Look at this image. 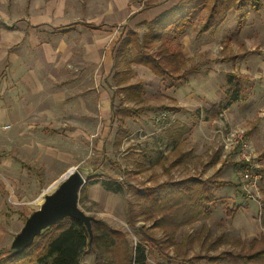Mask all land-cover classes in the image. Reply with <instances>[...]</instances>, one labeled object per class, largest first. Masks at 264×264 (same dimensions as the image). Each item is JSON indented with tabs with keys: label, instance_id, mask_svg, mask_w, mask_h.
I'll list each match as a JSON object with an SVG mask.
<instances>
[{
	"label": "rangeland",
	"instance_id": "rangeland-1",
	"mask_svg": "<svg viewBox=\"0 0 264 264\" xmlns=\"http://www.w3.org/2000/svg\"><path fill=\"white\" fill-rule=\"evenodd\" d=\"M83 1L0 0V20L15 23L12 30L0 28V48L15 47L13 51L29 63L28 88L32 83L37 87L45 83L51 92L58 85L67 83L72 88L70 91L75 92L71 98L50 96L45 99L44 105H40L47 106L45 109L32 111L30 108L24 124L3 123L8 127L0 132V249L11 244L26 217L40 205L47 192L52 191L51 185L57 183L71 166L77 167L88 182L87 193L79 200L80 207L124 229L129 234L131 246L136 245L140 238L137 227L152 231L158 238L164 235L158 234L155 219H146L139 204L133 208V218L136 219L133 226L127 220L130 217L128 200L131 195L125 189L123 192L108 191L102 184L105 178L125 183L132 180L137 185L154 184L168 177L163 171V160L181 148L188 155L185 164L172 170L174 178L192 173L218 178L216 175L219 174L229 182L223 190L235 189L241 195L244 193L236 181L241 166L238 165L239 144L231 138L230 132L238 127L245 129L247 143L255 127L264 123V0H256L257 5L250 3L243 9L230 8L226 20L208 31L201 32L207 17V11L202 7L191 14L190 20L181 29H168L166 40L182 49L187 58L186 84L157 78L137 67H133L130 74L120 77L108 75L104 78L107 74L105 70L99 75L83 60L84 47H70L71 44L85 43L95 33L96 23L86 22L89 15L82 6ZM99 1L102 2L93 0L95 9ZM131 1L145 2L143 16L123 22L119 30L133 27L141 37L145 32V18L152 19L179 2ZM153 4L156 5L150 6ZM244 11L245 17L242 16ZM74 21L79 22L68 31L60 27ZM57 44L60 45L57 48H66L70 56L68 59L64 53L58 56L57 50L52 51L50 45ZM17 47H28V50H18ZM222 54L229 58L223 60ZM6 55L0 49V77L8 75L10 64H5L8 61ZM57 56L60 59L54 63ZM195 64L200 67L199 70L191 68ZM232 72L244 76L246 97L234 102L228 109H219L217 116L207 118L213 105H224L220 100L230 87L226 81ZM120 79L123 84L141 80L144 84L141 96L135 98L124 91L118 92L115 84ZM58 80L61 81L54 82ZM102 89L108 96H115V104L122 102L144 107L141 113L133 114L126 120L128 134L118 145L115 143L118 123L111 126L110 119L102 113ZM31 92L29 95L34 93ZM30 100L33 99L27 101ZM43 111L53 114L48 117L42 114ZM182 125L190 127L191 132L178 138L174 130ZM224 140H228L230 145L226 146ZM248 147L249 152L251 147ZM211 158L225 161L224 167L217 170L215 164L206 162ZM255 158L259 164L258 172L260 169L264 173V149L257 150ZM98 161L101 165L96 167ZM126 168L129 173L124 171ZM58 171L60 175L55 176ZM226 202L229 203L228 200ZM205 226L206 223H195L182 228L178 237L180 239L184 232L195 233L196 247L202 250L204 247L200 243L206 233L200 236L198 233L205 230ZM236 239L231 237L226 240L237 243ZM153 248L147 264H161L159 260L165 259V255L160 248ZM247 248L244 246L238 250ZM92 259V253L86 254L83 264H92Z\"/></svg>",
	"mask_w": 264,
	"mask_h": 264
},
{
	"label": "trees",
	"instance_id": "trees-1",
	"mask_svg": "<svg viewBox=\"0 0 264 264\" xmlns=\"http://www.w3.org/2000/svg\"><path fill=\"white\" fill-rule=\"evenodd\" d=\"M255 1L179 0L172 8L147 21L142 37L138 31L129 29L119 44L118 53L125 60L131 54L130 60L149 66L159 77L187 81L184 71L186 58L180 48L172 46L166 40L168 29H181L190 20L191 14L202 7L206 9L207 17L201 26V32L208 31L226 20L230 8L243 9L250 3L257 5ZM245 15L246 11L242 16ZM223 57L228 58V55L224 54ZM243 77L236 72L228 74L227 82L230 87L226 91L224 108L246 97L247 88ZM136 85L139 86V83L131 86ZM129 109L121 106L115 113H126ZM243 164L245 162L241 159L238 165ZM226 182L209 177L202 179L196 175L146 186L105 178L102 181L104 188L115 192H123L125 189V192L131 195L128 200L130 217L127 220L133 226L136 222L133 218V208L135 204H139L143 208L142 213L146 214V219H155L154 226H157L164 236L158 238L152 231L147 232L144 227H137L140 238L136 245L131 246L129 234L124 229L115 227L102 218L94 215L90 235L83 221L67 216L37 234L34 242L21 254L7 252V247L0 249V264H80L83 256L88 253L93 254V264H147L148 256L154 251L153 246L166 254V247L175 244L176 231L181 225L193 223L199 217L208 215L206 205L215 199L214 185ZM86 183L81 188L80 200L87 193ZM158 213L163 216L158 218ZM226 253L228 264H264V235L259 243L252 241L246 250H228ZM222 255L224 252L211 256L210 259L218 260Z\"/></svg>",
	"mask_w": 264,
	"mask_h": 264
},
{
	"label": "crops",
	"instance_id": "crops-1",
	"mask_svg": "<svg viewBox=\"0 0 264 264\" xmlns=\"http://www.w3.org/2000/svg\"><path fill=\"white\" fill-rule=\"evenodd\" d=\"M82 4H83L82 6L85 7V12L89 15L86 19V22L96 23L95 33L91 34L90 37L86 39L85 43L71 44L70 47H74V48L84 47L83 60L87 62V64L91 65L92 69H95L96 72L99 73V75H101V72L105 70L107 74L104 78H106L108 75H110L111 77H115L116 75L119 77L121 75L122 76L128 75L133 70V67H137L138 69L142 70L144 73L145 72L150 73L157 78H162L157 76L149 66L130 60L131 54L128 55L127 58L128 61H127L122 57V55L118 53L120 42L127 35L129 29H134L133 27H127L124 30H119V25H121L123 22L129 19L131 20L132 17L136 18L138 16H143L145 2L141 4L140 2L131 1V0H102L101 3L99 1V4L96 6V9L93 0H87V1L84 0ZM155 5L156 4L150 6L153 7ZM94 9L96 15H94ZM152 19L150 18L144 19L145 29H146V22ZM78 22L79 21H74L71 22V24L61 25L60 27H65L63 31H68ZM90 25L92 24H89V26ZM0 28L12 30L13 28H15V23L11 24L6 21L0 20ZM27 30L28 27L26 28L25 33H27ZM167 33L165 37H167ZM57 46L60 45L59 44L50 45V47L53 48L52 51L57 50L58 56L64 53L65 54L64 57L68 59V57L70 56L67 55L68 53H66V48L64 46L57 48ZM14 48L15 47L0 48L2 52L5 51L7 54L6 59L8 61H6L5 64L6 65H8V63L10 64L8 75H3L2 77H0V127H2L3 123L24 124L30 113L29 111L30 108L33 109L32 111H38V109L39 110L45 109L47 106L40 107V105H44L45 99H49L50 96H52L53 98L54 97L57 98L61 96H66L67 98H71L75 94L74 91L73 92L70 91V89L72 88L67 86V83L64 85H58V87H56V89L52 90L51 92H49L45 83L44 84L42 83L39 87H37L34 83H32L30 85V88H28L27 85L29 79L28 73L30 70L28 71L27 69H29L28 67L29 63H27V61L24 58L19 57L20 55L18 54V52L13 51ZM17 49L22 51H27L28 47H17ZM37 49L40 50V46H37ZM50 52L51 50L49 51V53ZM223 55L224 54H222L223 60L229 58V57L224 58ZM58 56L55 60H53L54 63H58V60L60 59ZM183 56L184 58H186L184 52H183ZM185 62L186 64L184 65V71L187 70V58ZM194 66H196V68H193V70L200 69L198 65L195 64ZM205 70L208 71L210 69L205 68ZM101 79L102 77L99 80L101 81ZM59 81L61 80L54 82L58 83ZM187 81H183V82H185L186 84ZM137 83H139V86L137 85L131 86ZM180 83L182 84V81ZM115 85L116 88L118 89L117 90L118 92L124 91L126 95L135 98H139L144 90L143 89L144 84L142 85L141 80L131 81L130 83L123 84L120 79L119 81L116 82ZM30 90L34 92V93L31 92V94L33 93L32 95H29ZM101 93L103 96L102 113L106 114V117L110 119L111 126L118 123L116 136H115L116 139L115 143L117 145L121 144L124 137H126L128 134V129L126 127V120L130 118L133 114L141 113L144 110V107L141 106L138 107L135 105L129 106L128 104L122 102L115 104L114 95L108 96V93L103 89L101 90ZM30 98H32L34 101L33 100L27 101ZM224 98L225 96L220 100L222 101L223 104L225 102ZM40 100H42V102H40ZM59 105L60 104H58L57 107H59ZM121 106H125L130 109L126 111V113H124L123 111L120 113L119 112L115 113L117 108ZM230 106L224 108L220 104L213 105L207 113V118L211 119V117L217 116L219 109L221 108L228 109L230 108ZM42 114L44 115L46 114L48 115V117H50L53 114V112L43 111ZM26 124H28V122ZM4 130L5 129L2 130L0 129V132ZM174 131H175V135H177L178 138H182L187 133L191 132L190 127L186 125L177 127L176 130ZM221 134H222L221 136L224 137L223 132H221ZM247 143L248 146L250 145L251 153L254 157L257 156V150L264 149V123L259 124L255 127L253 135H251V139L247 141ZM224 144L226 146L230 145L228 140H224ZM237 147L239 149L238 145ZM176 150L177 151H174L173 156H169L163 160L164 161L163 171L166 175H168V177L164 178L161 181H157L154 184L152 183L146 184V186L163 184V182L165 181H172V182L178 181L180 179L192 177L196 175L202 177V179H207L209 177L218 181L221 180L227 181V179L220 177L219 174L216 175L218 176V178L217 177L214 178L209 175L201 176L200 174H194V173L183 177L174 178L171 175L172 170L177 168L178 166L185 164L186 161L185 159L188 155V152H186V150H182L181 148ZM241 159L242 158H240V161ZM206 162L207 163L209 162V164L210 163L215 164L217 166V170H221V168L224 167L225 164V161L220 162L219 160L212 158L209 161L206 160ZM95 164L96 167H99L101 165V162L98 161ZM71 167H75V166H71ZM69 168L67 170H69ZM124 171L127 173L130 172L128 168L124 169ZM259 171L261 173L260 187L262 188L261 192L263 195V197L261 198L263 199L261 200L263 202L262 204H260L257 201H254L253 199L247 198L245 192L243 193L244 195L243 196L237 193L235 189L234 191L233 189L230 191L223 190L224 185L229 183L228 181L226 183H221L220 185H214L213 188H214L215 199L211 202H208V204L206 205L208 206V215L205 217H199L193 223L181 225L179 229L176 231L175 244H169L166 247L167 252L166 254H164L165 259H160L159 260L160 263L161 264H228V260H227L228 257L226 251L238 250L244 246L250 247L252 241L259 243V240H261V238L264 235V219H263L264 173L261 172L260 169ZM63 174L61 176H63ZM58 175H60V171L55 173V176ZM231 181L233 182V179H231ZM236 181H238L239 187H241L240 173L238 174V178ZM128 183L138 184L135 181L133 182L132 180H128ZM241 189L243 188L241 187ZM227 200L229 203L226 202ZM225 206L227 208H225ZM157 216L158 218H161L163 215L162 213H158ZM218 216L219 218L217 219ZM220 222L221 224H219ZM195 223H199V224L206 223L205 230H200L198 233V236L206 233V235L203 237L202 243H200L201 245L203 244L204 247L202 250H199L196 247L197 235L195 233L191 235L188 232H184L182 235H180V239L178 237L179 231L182 228L191 227ZM190 232H192V228ZM158 234L160 236L164 235V233H162L161 230L159 231ZM231 237H236L238 239V242L235 243V241L233 240L232 241L230 240L228 242L226 240ZM237 245H239L238 248H236ZM192 247L194 248L193 251H192ZM195 249H197L198 251H196ZM222 252H224V255H222L220 259L218 260L210 259L211 256L219 255ZM199 255L200 256L203 255V256L199 257ZM84 256L81 259L80 264H83ZM31 264H39V263L34 262ZM92 264H93V259H92Z\"/></svg>",
	"mask_w": 264,
	"mask_h": 264
},
{
	"label": "water",
	"instance_id": "water-1",
	"mask_svg": "<svg viewBox=\"0 0 264 264\" xmlns=\"http://www.w3.org/2000/svg\"><path fill=\"white\" fill-rule=\"evenodd\" d=\"M86 182L77 167L67 170L52 191L47 192L40 205L25 219L24 225L5 251L21 254L34 242L37 234L67 216L83 221L92 235L94 215L79 205L80 191Z\"/></svg>",
	"mask_w": 264,
	"mask_h": 264
},
{
	"label": "built area",
	"instance_id": "built-area-1",
	"mask_svg": "<svg viewBox=\"0 0 264 264\" xmlns=\"http://www.w3.org/2000/svg\"><path fill=\"white\" fill-rule=\"evenodd\" d=\"M8 125L3 124L0 129H7ZM231 138L235 143L239 145L240 158L245 162L240 169V185L244 189L246 197L253 199L254 201L261 202V192L259 187V181L261 179V173L258 172L259 164L256 158L252 155L251 151L248 152V143H246V130L243 128H234L230 132ZM242 149L247 151L241 152Z\"/></svg>",
	"mask_w": 264,
	"mask_h": 264
},
{
	"label": "bare ground",
	"instance_id": "bare-ground-1",
	"mask_svg": "<svg viewBox=\"0 0 264 264\" xmlns=\"http://www.w3.org/2000/svg\"><path fill=\"white\" fill-rule=\"evenodd\" d=\"M73 167L69 168V169H72ZM58 183V182H57ZM57 183H54L51 185V187H55L57 185Z\"/></svg>",
	"mask_w": 264,
	"mask_h": 264
}]
</instances>
